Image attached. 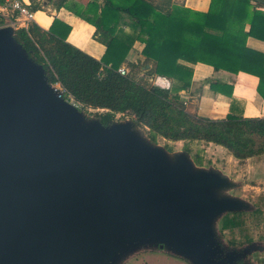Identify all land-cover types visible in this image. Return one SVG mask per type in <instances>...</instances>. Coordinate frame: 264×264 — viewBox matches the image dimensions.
I'll use <instances>...</instances> for the list:
<instances>
[{
	"label": "water",
	"instance_id": "95a60500",
	"mask_svg": "<svg viewBox=\"0 0 264 264\" xmlns=\"http://www.w3.org/2000/svg\"><path fill=\"white\" fill-rule=\"evenodd\" d=\"M16 32L0 28V264H124L159 250L241 264L264 252L221 237L224 216L255 210L230 194L238 182L168 152L137 120L78 109Z\"/></svg>",
	"mask_w": 264,
	"mask_h": 264
},
{
	"label": "trees",
	"instance_id": "16d2710c",
	"mask_svg": "<svg viewBox=\"0 0 264 264\" xmlns=\"http://www.w3.org/2000/svg\"><path fill=\"white\" fill-rule=\"evenodd\" d=\"M6 1L0 0V5ZM66 1L56 9L67 7L96 28L95 40L106 47L101 60L70 44L67 39L71 28L58 20L48 31L33 22L28 29H18L16 36L44 65L51 83L61 85L67 99H74L86 112L104 111L97 116L106 125L119 115L139 121L155 143L161 138L174 143L214 144L239 162L264 156V118L237 116L232 104L226 119L211 120L192 113L191 106L181 98V93L192 86L191 66L205 64L216 72L257 76L258 92L264 99V54L247 45L249 38L264 41V11L258 10L254 0H212L206 13L175 5L172 0H90L79 7ZM5 26L7 21L0 17V28ZM136 42L145 45V65H152L143 74L172 80L170 90L140 79V64H130L126 74L120 73ZM211 88L233 96L231 85L217 82ZM259 212L255 207L250 215ZM246 215L224 216L221 234L243 232ZM243 237L239 244H227L239 248L253 243L248 234Z\"/></svg>",
	"mask_w": 264,
	"mask_h": 264
},
{
	"label": "crops",
	"instance_id": "0c3cea01",
	"mask_svg": "<svg viewBox=\"0 0 264 264\" xmlns=\"http://www.w3.org/2000/svg\"><path fill=\"white\" fill-rule=\"evenodd\" d=\"M62 1L64 0H7L6 3L20 2L31 10L34 7L38 8L34 12V22L46 31L51 28L55 20L69 26L71 32L67 41L93 58L101 60L106 53V47L95 40L96 28L80 19L67 7L56 9V5ZM89 1L67 0L66 4L79 7ZM149 1L158 2V0ZM172 2L175 5L183 6L195 12L206 13L210 9L212 0H172ZM253 4L258 10L264 11V1L254 0ZM249 28L250 26H247L246 30H249ZM127 32H129L128 29ZM247 45L250 49L264 54V41L249 38ZM144 47L145 45L142 42H136L123 68L129 71L130 64H140L143 67L142 72L138 76L144 82L152 84L153 79L160 78L168 80L173 86V82L170 79L156 76L148 77L143 74V72L152 68L151 64L145 65V58L142 55ZM147 66H150V68ZM191 67L194 70L192 86L189 91L181 93V98L188 106H193V108L189 109L192 113L211 120H224L230 114L232 104H235V115L248 119L263 118L264 99L258 92L260 79L257 76L244 72L238 74L226 71L216 72L213 67L205 64L192 65ZM217 82L233 86V96L230 98L221 93H216L211 88V85ZM168 143L175 145L180 142ZM231 159L233 158L231 157Z\"/></svg>",
	"mask_w": 264,
	"mask_h": 264
},
{
	"label": "rangeland",
	"instance_id": "374dc122",
	"mask_svg": "<svg viewBox=\"0 0 264 264\" xmlns=\"http://www.w3.org/2000/svg\"><path fill=\"white\" fill-rule=\"evenodd\" d=\"M191 108H193V106H191ZM102 113H104V111H91L88 112V115L90 117L99 118L97 114ZM127 118L131 119L119 115L116 121H122ZM143 129L149 135L148 130L145 128ZM157 143L164 146L168 152L189 150L192 159L196 164L199 163V166L219 168L233 181L238 182L241 187L230 192V194L250 202L258 208L260 212L257 215H250L251 213L246 215L243 232L236 230L235 232L227 231L221 234V223H219L221 237L226 244L232 241H236L239 244L242 242L244 234H248L253 239V242H259L264 245V156L250 159L245 162H239L234 158L231 159L229 153L225 151L224 148L217 147L214 144L210 145L204 142H180L173 145V143H168L161 138L158 139ZM245 246L247 245L239 248ZM253 258L256 262L264 264V252L255 253ZM124 264L189 263L181 258L173 257L159 250L155 252L139 253L127 260Z\"/></svg>",
	"mask_w": 264,
	"mask_h": 264
},
{
	"label": "built area",
	"instance_id": "2783aa9c",
	"mask_svg": "<svg viewBox=\"0 0 264 264\" xmlns=\"http://www.w3.org/2000/svg\"><path fill=\"white\" fill-rule=\"evenodd\" d=\"M34 16L35 13L28 6H25L20 2L6 3L0 8V17L7 21V26H12L17 30L22 28L28 29L29 25L34 22ZM119 71L122 74L127 73L125 68H121ZM152 85L165 90H170L172 88V85L168 80L160 78L153 79ZM68 100L72 102L78 109L84 111L82 106L76 103L74 99L69 98ZM262 115L264 118V109Z\"/></svg>",
	"mask_w": 264,
	"mask_h": 264
},
{
	"label": "flooded vegetation",
	"instance_id": "af4514ba",
	"mask_svg": "<svg viewBox=\"0 0 264 264\" xmlns=\"http://www.w3.org/2000/svg\"><path fill=\"white\" fill-rule=\"evenodd\" d=\"M254 254H252L251 256H249L246 260L241 261V264H263V263H259V262H256L255 261V259L253 258V255Z\"/></svg>",
	"mask_w": 264,
	"mask_h": 264
}]
</instances>
